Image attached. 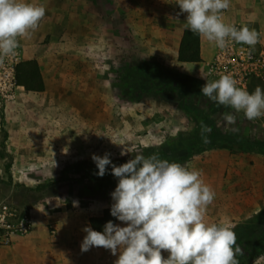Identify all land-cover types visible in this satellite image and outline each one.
<instances>
[{"label":"rangeland","instance_id":"374dc122","mask_svg":"<svg viewBox=\"0 0 264 264\" xmlns=\"http://www.w3.org/2000/svg\"><path fill=\"white\" fill-rule=\"evenodd\" d=\"M248 1L235 0L223 14L225 22H243L236 18L248 16L250 26L264 30V0H252L256 12L251 14L245 13ZM31 2L56 6L57 16L50 24L58 26L75 25L80 13L89 14L103 40L89 48L91 72L83 70L82 76L76 72V78L57 89L50 56L57 54L52 47L60 52L64 48L49 45L53 25L42 20L24 36L31 44L19 38L21 60L40 58L47 87L42 93L19 87L13 98L0 97V206L28 212L33 221L28 234L16 237L10 246L0 245V264H115L119 252L113 255L103 247L81 251L87 219L112 206L111 193L118 184L111 165L103 177L96 174L93 154L109 153L117 166L137 152L190 162L203 169L205 182L216 193L206 209L207 223L228 225L238 234L240 228L264 219V192L258 191V179L253 180L257 173L252 176L250 166H241L253 155L264 158V117L250 121L238 113L236 124L229 127L239 131H225L222 115L230 109L202 94L207 82L204 68L183 75L162 59L166 53L154 54L159 41L155 35L174 32L169 23H161V16L177 15L176 8H153L149 0ZM70 7L74 18L68 15ZM44 25L46 32L41 30ZM40 34L41 40L34 41ZM170 36L171 45L176 35ZM32 45L41 48L43 57L32 54ZM59 60H66V55ZM201 121L211 128L205 133L208 143L201 135ZM125 148L131 152L121 155ZM220 149L229 151L231 163L223 180H216L218 175L211 167L207 170V163L211 153ZM235 168L243 169L241 177ZM220 181L227 183L222 186ZM37 186L42 188L26 192ZM229 186L236 187H230L231 192L225 189ZM116 224L126 226L119 220ZM25 238L37 244L34 250L14 247ZM249 238L264 243L254 235ZM162 254L167 258V251ZM251 264H264V251Z\"/></svg>","mask_w":264,"mask_h":264},{"label":"clouds","instance_id":"9594fccd","mask_svg":"<svg viewBox=\"0 0 264 264\" xmlns=\"http://www.w3.org/2000/svg\"><path fill=\"white\" fill-rule=\"evenodd\" d=\"M180 14L186 13L184 27L200 37L214 42L221 50L232 43L255 48L264 43V30L248 26L239 28L226 23L223 14L231 0H176ZM46 14V7L31 0H0V64L15 54L19 38L38 28ZM206 78L205 76H203ZM202 94L211 101L230 107L234 113L243 112L248 120L264 117V88L253 92L239 85L231 73H222L219 79L208 80ZM225 112L222 120L225 131L238 132L229 127L237 122V115ZM211 128L201 121V135ZM129 151L124 149L121 155ZM98 176L103 177L111 165L118 184L111 193L114 203L111 215L126 226L108 221L103 231L90 225L81 251L93 247L110 250L118 259L115 264H239L243 249L237 244V235L228 225L207 223L206 209L214 202L216 193L205 182L203 169L191 163L162 159L158 153L145 156L137 152L134 158L117 166L109 153L92 155ZM78 203V202H77ZM168 252L167 258L162 254Z\"/></svg>","mask_w":264,"mask_h":264},{"label":"crops","instance_id":"0c3cea01","mask_svg":"<svg viewBox=\"0 0 264 264\" xmlns=\"http://www.w3.org/2000/svg\"><path fill=\"white\" fill-rule=\"evenodd\" d=\"M149 1H150V4L152 2L153 8L160 7V8L172 9V10L176 8L175 12H177V14L180 13V8H179V5L176 3V0H149ZM118 2L120 3L121 0H118ZM234 3H236L235 0H231L230 5ZM239 5L240 4H236L235 6H239ZM243 5L245 4L243 3L241 7ZM44 6L46 7V14H45L43 21L50 24L51 19L55 18V15L57 14L56 12L57 8L56 6L52 7L51 5L50 6L44 5ZM258 7L262 8V6L259 4H258ZM239 8L240 6L237 7V9ZM255 12H256L255 1H252V0L248 1V4L245 5V13L251 14ZM68 15L71 16V18L75 17V13H73V8L70 7V9H68ZM79 16L81 17V19L78 20L77 24L75 25H73V23H70V22L65 24V26H58L59 23L57 22H55L57 23L56 25L55 23L49 25V26L53 25V30H52L53 36H52V40L49 45L57 46L58 44H60L61 48L62 47L64 48L63 52H60V50L58 49L56 50V48L51 46L54 49V51L57 53L56 55L52 53V55L50 56V58L52 59L54 84L57 89H61L63 84L66 85L67 84L66 82L70 81L71 80L70 78L72 76L76 78L77 75L79 74L76 72H81L80 73L81 76L83 75L82 74L83 70L85 72H91V67H90L91 57L89 54V48L91 46L93 47L96 44H98V42L102 38V36L99 35L100 30L98 29V27L97 28L94 27V21L90 22L89 14L80 13ZM151 17H152V20L156 19L154 16H151ZM161 17H162L160 19L161 23L162 24L169 23L170 26L174 28V32H170V31H167L164 33L159 32L155 35V38H157L159 41H158L157 49L154 50L155 51L154 54H159L162 56V54L166 53L162 57V59L164 61L171 63L175 67V69L179 71L180 73H182L183 75H188L187 72H191L193 70L203 69L206 61H208L212 57V54L214 51V42L213 43L209 42L207 39L201 37V57L203 61L200 63H179L178 62V51H179V46H180L183 32L184 30H186V28L184 27V24L186 22L187 14L186 13L180 14L178 16V20H175V18H177V15L175 14L170 15L169 13H166L162 15ZM251 18L252 17H248V16L247 17H237L236 19H240L243 22H235V23H239L245 26L246 25L245 22H246L249 28L256 29L255 26H250ZM98 21L100 22V18L98 19ZM129 21L131 22L132 20L130 19ZM92 24H93V27H92ZM46 29H47V25H44V28L41 30L46 32L47 31ZM170 34L176 35L175 40L173 41L171 45L169 42L171 38ZM42 37L43 36L40 34L39 38H35V39L33 38V40L39 41L41 40ZM59 38L60 40H63V41L59 42ZM22 41L24 44H29V43L31 44L29 38L24 37ZM211 43L213 44V48H212ZM168 47L171 48L170 53L168 52ZM255 47L257 49H264V45L262 43H257ZM32 48H33V45H32ZM33 49L34 50L32 54L34 53V55L36 54L39 57H43L41 54V52L43 51H41V48H39V46H34ZM62 55H66V60H63L61 62V60H59V56H62ZM33 59L38 61L44 81H45L40 58L35 56V57L28 58L27 60H33ZM45 85L47 87L46 81H45ZM20 88L22 89L23 87H20ZM65 130L67 131L68 129H63L61 131H65ZM208 159L210 160V162L207 163V170H209V167H211L216 172L215 174L218 175L215 177V179L217 180L218 178H221L223 180L222 177L224 176V173L227 170V167L231 163L229 151L227 149H220L219 151L218 150L214 151L213 153H211V157ZM241 163H244V162H241ZM262 164H264L263 156L253 155L248 159L245 165L241 164V166L243 167L250 166L252 176L256 175L257 173V175L255 176V179L253 180L258 179V183L256 184L261 187V188L259 187L258 191L264 192V167L262 166ZM234 170L236 171V176L238 174V176L241 177L243 169L240 171L239 169L235 168ZM205 175L206 174H204V177L207 178ZM231 178H235V176L233 175V177L231 176ZM220 182L221 184L223 183L222 186L224 185V183H227L226 181L225 182L220 181ZM242 183H243V178L241 180V184ZM229 184H231V182H229ZM230 187L231 186L225 187V189L229 191L231 188H235L236 186H232L231 188ZM243 188L244 186L242 185L241 189ZM86 223H87V226L90 225L89 218L87 219ZM30 238L19 239L14 247H16L17 249L23 250L25 252L34 250L37 244L30 242L31 241Z\"/></svg>","mask_w":264,"mask_h":264},{"label":"built area","instance_id":"2783aa9c","mask_svg":"<svg viewBox=\"0 0 264 264\" xmlns=\"http://www.w3.org/2000/svg\"><path fill=\"white\" fill-rule=\"evenodd\" d=\"M234 24L238 28L243 26ZM21 62L18 47L14 55L7 57L4 63L0 64V97H14L16 89L19 88L16 84V68ZM204 72L209 80L219 79L222 73H231L241 87L251 92L254 80H264V49H251L246 44L232 43L221 50L214 44L212 57L206 61ZM229 109L234 113L233 109ZM32 227L33 221L29 213L21 215L5 204L0 206V245H12L16 237L25 236Z\"/></svg>","mask_w":264,"mask_h":264},{"label":"trees","instance_id":"16d2710c","mask_svg":"<svg viewBox=\"0 0 264 264\" xmlns=\"http://www.w3.org/2000/svg\"><path fill=\"white\" fill-rule=\"evenodd\" d=\"M202 61L201 37L187 29L184 30L178 51V62L200 63ZM16 84L19 87H23L26 92L42 93L45 91V81L37 60L33 59L22 61L17 65ZM257 86L264 88V83L262 80L258 79L253 81L251 92H253ZM160 157L162 159L168 160V156L163 157L160 155ZM40 188L42 187L37 186L35 189L27 188L26 192H37L40 190ZM26 213L22 212L20 214L24 215ZM117 220V218L111 215V207H107L103 209L99 215L90 217L89 224L94 230L103 231L104 225L108 221H112L114 224H116ZM263 225L264 219L262 218L254 224H248L246 227H242L240 230H238V234H236L237 244L243 249V255H240L237 258L240 264H251L258 257V255L264 251V243L261 244L260 242H254L249 238L250 235H254V237H258L259 240H264Z\"/></svg>","mask_w":264,"mask_h":264}]
</instances>
